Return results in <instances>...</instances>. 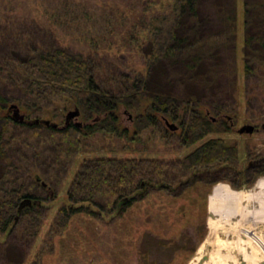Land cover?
Here are the masks:
<instances>
[{
    "label": "trees",
    "instance_id": "16d2710c",
    "mask_svg": "<svg viewBox=\"0 0 264 264\" xmlns=\"http://www.w3.org/2000/svg\"><path fill=\"white\" fill-rule=\"evenodd\" d=\"M73 1L68 7L73 8L74 24L67 23L83 28L80 35L89 50L106 56L114 44L124 50L134 47L145 58V67L142 71L131 68L128 73L114 67L112 84H108L96 72L97 55L91 53H74L58 44L26 52L22 59L0 53V110L12 99L41 107L54 98L66 97L85 120L100 116L95 123L78 125L69 121L62 127L10 120L17 129L9 130L0 124V231L10 229V242L14 244L23 241L29 245L46 215L38 207L41 197L31 194L37 191L35 183L29 182L25 171H19L26 167L24 162L29 163L24 150L29 145L53 146L45 161L50 179L66 169V163L81 148L82 138L97 132L126 136L128 128L119 124L123 108L138 112L136 133L161 125V118H171L182 128L180 144L191 146L214 128L230 131L223 119L214 127L209 115H229L237 106L235 0H208V4L206 0H103L99 7L86 0L81 4ZM243 16L246 105L249 113L260 106L258 111L264 118V0H244ZM159 17H166L168 24L160 26ZM203 25L213 28L201 34ZM142 30L146 31L143 37ZM4 65L9 68L7 74ZM6 84L13 85L15 93H4ZM42 130L47 132L42 134ZM17 155L20 157L15 159ZM237 156L236 145H226L223 139L213 137L182 159L170 162L149 158L86 159L68 187L71 204L59 208L49 233L60 235L65 231L71 216L82 209L74 207L75 203L90 202L101 211L123 213L154 184L167 187L181 174L214 169L219 163H236ZM245 171L248 177L264 174V149L260 154L247 150ZM231 174L238 176L234 171ZM25 199L31 204L20 207ZM6 243L0 242V264H15L5 252Z\"/></svg>",
    "mask_w": 264,
    "mask_h": 264
},
{
    "label": "rangeland",
    "instance_id": "374dc122",
    "mask_svg": "<svg viewBox=\"0 0 264 264\" xmlns=\"http://www.w3.org/2000/svg\"><path fill=\"white\" fill-rule=\"evenodd\" d=\"M83 1L85 0H76L78 4ZM86 1L93 7H99L98 4L104 2ZM243 1L235 0L237 106L229 115H209L214 127L223 119L230 126V131H217L214 128L197 143L184 146L180 144L182 128L177 121L167 118L169 123L176 126L172 129L161 118V125L136 133L134 121L138 112L123 108L119 112V124L128 128L126 136L97 132L82 138L81 148L66 163V169H61L59 175L50 179L46 175L45 161L53 146L49 143L42 148L29 145L24 149L29 163L24 162L26 167L19 171H25V177L29 175V182L35 183L37 191L31 194L41 197L38 207L45 210L46 215L40 231L29 245L23 241L16 244L10 242V229L0 231V242L9 241L5 244V252L10 260L15 261V264H193L194 261L196 264H247L243 252L248 254L252 250L257 254V261L253 264L264 263V245L255 244L243 232V229L252 231L264 242V213L257 217L252 215L256 211L254 209L258 208L257 201L253 199L240 204L239 210L225 219L226 226L234 229L213 232L209 226L211 219L217 217L210 215L209 206V198L215 186L226 184L236 191L256 192L257 181L264 178V174L248 177L247 172H243L246 168L247 150L260 154L264 149V118L258 111L260 106H254V111L249 113L244 94ZM87 4L85 2L84 5ZM68 5L71 6V0H0V53H11L22 59L26 52L44 50L56 44L69 48L74 53H91L97 55L94 58L96 72L104 78L105 81L102 82L108 84H112L110 77L115 73L114 67H122L123 70H120L127 73L131 68L139 71L144 69L145 58L134 47L124 50L118 49L114 44L106 56L89 50L91 48L85 45L80 35L83 28L78 29L67 23L74 24L71 14L73 8L70 9ZM162 15L164 14H160ZM165 18H157L160 26L168 24V19ZM212 28L213 25H203L201 34H206ZM164 32L162 37L165 40ZM145 35L146 31L142 30L140 36ZM143 51L148 52V49L143 47ZM3 68L4 74H7L9 68L5 65ZM162 68L164 69V65ZM16 90L13 85L6 84L3 92L12 94ZM52 100L41 107H30L26 103L23 105L20 100H9L0 110V124H4L9 130L16 128L10 122L13 118L12 110H9V106L15 103L20 113L25 114L26 120L49 119L62 127L66 114L74 110L76 105L66 97ZM99 119L100 116H94L85 120L79 113L70 121L85 125ZM244 125L254 126V131L237 132ZM46 132L41 131L42 134ZM213 137L223 139L226 145H236V163L224 162L214 169L181 174L176 183H167V187H162L163 183H156L153 189H149L144 197L133 202L123 213L118 210L108 211L109 209L101 211L90 202L75 203L74 207L82 206V209L71 216L65 231L60 235L49 233L59 208L71 204L67 190L84 160L115 157L170 162L182 159L199 144ZM19 157L17 155L15 159ZM230 170L238 176L231 174ZM58 178L60 180L56 184L55 180ZM41 182L44 183L43 186ZM219 220L216 218V221ZM227 243L230 247H225ZM218 251L220 257L216 254Z\"/></svg>",
    "mask_w": 264,
    "mask_h": 264
},
{
    "label": "bare ground",
    "instance_id": "6f19581e",
    "mask_svg": "<svg viewBox=\"0 0 264 264\" xmlns=\"http://www.w3.org/2000/svg\"><path fill=\"white\" fill-rule=\"evenodd\" d=\"M256 187L258 188V191L252 192V191H244V190L236 191L231 189L226 184H218L217 186H215L209 198V204H210L209 206H210L211 214H214V216H217L216 218L220 220L216 221V218L211 219L209 223L211 231L213 232L219 230L226 231L229 230V228L234 229V227L226 226L227 223L225 222L226 221L225 219H227L230 216H233L237 212V210H239L240 204L248 200L254 199L259 204L258 208L254 209L256 211L255 213L252 214L253 216L257 217L259 216V214H263L264 213V178H261L257 181ZM243 232L245 236H248L251 240L255 242V244L259 246L264 245V242L261 241L259 237L254 235L252 231L243 229ZM225 247H230V245L227 243ZM216 254L219 255V251ZM243 256L247 264H253L257 261V254L252 252V250L248 254L243 252ZM193 264H196V262L194 261Z\"/></svg>",
    "mask_w": 264,
    "mask_h": 264
},
{
    "label": "water",
    "instance_id": "95a60500",
    "mask_svg": "<svg viewBox=\"0 0 264 264\" xmlns=\"http://www.w3.org/2000/svg\"><path fill=\"white\" fill-rule=\"evenodd\" d=\"M9 110H12V118L13 120L15 121H18V122H23L25 121L26 123H41V124H44L46 126L50 125L52 127H57L58 124L49 120V119H33V120H26L25 119V114L23 113H20V109L18 107L17 104L15 103H12L10 106H9ZM80 113L79 109L76 107L74 110L72 111H69L67 114H66V117H65V124H67L70 119L74 116H78ZM164 121H165V124H167L170 128L172 129H175L176 126L172 123H169L168 119L167 118H164ZM78 125H80L81 123H78ZM254 131V126L252 125H244L242 126L241 128L237 129V132L239 133H252ZM25 204H31V200L30 199H25L21 202L20 204V207H22L23 205ZM212 217L214 216V214H210ZM264 264V263H263Z\"/></svg>",
    "mask_w": 264,
    "mask_h": 264
}]
</instances>
